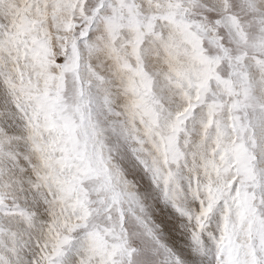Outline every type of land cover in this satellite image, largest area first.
<instances>
[{"label":"snow or ice","instance_id":"obj_1","mask_svg":"<svg viewBox=\"0 0 264 264\" xmlns=\"http://www.w3.org/2000/svg\"><path fill=\"white\" fill-rule=\"evenodd\" d=\"M0 264H264V0H0Z\"/></svg>","mask_w":264,"mask_h":264}]
</instances>
